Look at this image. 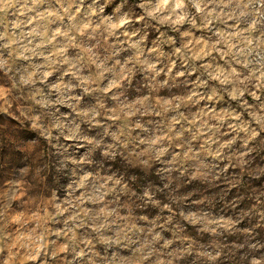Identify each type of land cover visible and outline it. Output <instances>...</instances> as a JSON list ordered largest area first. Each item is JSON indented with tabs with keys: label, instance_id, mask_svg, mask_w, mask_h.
<instances>
[{
	"label": "clouds",
	"instance_id": "1",
	"mask_svg": "<svg viewBox=\"0 0 264 264\" xmlns=\"http://www.w3.org/2000/svg\"><path fill=\"white\" fill-rule=\"evenodd\" d=\"M0 264H264V0H0Z\"/></svg>",
	"mask_w": 264,
	"mask_h": 264
}]
</instances>
